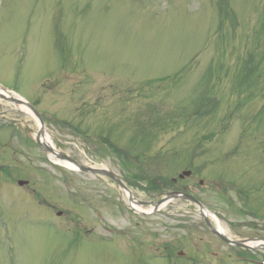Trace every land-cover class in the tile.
<instances>
[{"label":"rangeland","instance_id":"1","mask_svg":"<svg viewBox=\"0 0 264 264\" xmlns=\"http://www.w3.org/2000/svg\"><path fill=\"white\" fill-rule=\"evenodd\" d=\"M216 2L0 0V84L54 118L60 154L136 171L155 192L198 171L197 197L223 228L264 239V0H227L231 25ZM37 130L0 99V264H205L147 259L165 248L238 264L246 253L180 201L125 213L122 192L48 161Z\"/></svg>","mask_w":264,"mask_h":264},{"label":"water","instance_id":"2","mask_svg":"<svg viewBox=\"0 0 264 264\" xmlns=\"http://www.w3.org/2000/svg\"><path fill=\"white\" fill-rule=\"evenodd\" d=\"M0 98H3L5 100H7L9 103L13 104L14 106H18V102L16 101H13L11 99H9L7 96L3 95V94H0ZM35 117L37 118L38 122L40 123V131H39V134H38V137H37V142L41 145V147L43 148L44 152H51L54 154V156L58 159H62V160H65L67 161L69 164H71L73 167H74V170H77V171H80V172H91V173H97V174H103V175H107V176H111L109 173L105 172V171H100V170H93V169H88V168H85L81 165H78L77 163H75L74 161L72 160H69L68 158L64 157V156H61V155H57L56 153H54L53 151V148L42 143L39 139V137L42 135V131H43V125H42V122L40 120L39 117H37L35 115ZM112 177V176H111ZM175 195H171L170 198H174ZM218 234V233H217ZM228 244L230 245H234V246H241L239 243H234V242H229L228 240L224 239Z\"/></svg>","mask_w":264,"mask_h":264},{"label":"bare ground","instance_id":"3","mask_svg":"<svg viewBox=\"0 0 264 264\" xmlns=\"http://www.w3.org/2000/svg\"><path fill=\"white\" fill-rule=\"evenodd\" d=\"M43 140H44L45 142H47V143L52 142L51 138L48 137L47 135H45V136L43 137Z\"/></svg>","mask_w":264,"mask_h":264},{"label":"flooded vegetation","instance_id":"4","mask_svg":"<svg viewBox=\"0 0 264 264\" xmlns=\"http://www.w3.org/2000/svg\"><path fill=\"white\" fill-rule=\"evenodd\" d=\"M127 185H128V183H127ZM132 188V187H131ZM185 190V187H181V189L180 190ZM189 191V187H188V189H187V192Z\"/></svg>","mask_w":264,"mask_h":264}]
</instances>
